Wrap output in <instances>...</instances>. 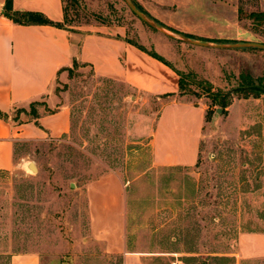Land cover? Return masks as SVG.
<instances>
[{"label":"rangeland","instance_id":"374dc122","mask_svg":"<svg viewBox=\"0 0 264 264\" xmlns=\"http://www.w3.org/2000/svg\"><path fill=\"white\" fill-rule=\"evenodd\" d=\"M64 1V28L120 26L127 39L187 74L184 94L133 91L96 76L88 65L64 69L50 94L56 105L69 106V131L17 144L15 167L0 171V264L25 252L36 253L39 264H123L91 226L113 218L99 207L91 210L86 193L107 175L104 190L123 195L125 247L142 252L146 264H237L238 233L264 230V96L234 97L222 112L210 107L204 84L227 91L240 84L242 72L264 74L263 49L230 47L264 43V24L253 26L246 16L263 10L264 0H134L164 28L214 40L204 41L209 46L151 27L124 0ZM173 97L204 107V115L211 109L197 162L188 167L154 162L151 134L161 106ZM11 115L17 116L15 110ZM30 161L37 171L29 169Z\"/></svg>","mask_w":264,"mask_h":264},{"label":"crops","instance_id":"0c3cea01","mask_svg":"<svg viewBox=\"0 0 264 264\" xmlns=\"http://www.w3.org/2000/svg\"><path fill=\"white\" fill-rule=\"evenodd\" d=\"M5 1L0 0V111L7 117H0V171L15 167L17 144L58 138L69 131L70 108L56 105L50 88L74 58L88 65L96 76L121 81L133 91L154 95L178 91L176 69L127 41L120 26L99 23L62 28L15 24L1 13ZM12 5L14 9L37 11L52 21L63 22L62 0H12ZM32 101L45 103L36 106L38 117L25 113V118L21 113L16 119L12 117L15 108L28 111ZM204 110L177 97L161 106L150 140L155 164L188 167L197 162ZM24 159L19 157V161ZM109 176L90 183L86 189L91 210L99 207L113 217L101 225L91 224L93 235L103 240L107 251L121 254L123 264H146L142 252L125 247L123 195L118 190H104ZM95 187L100 188L99 193ZM98 199L103 202L98 203ZM236 246L237 264L264 260V231L239 232ZM9 264H39V256L34 252L12 254Z\"/></svg>","mask_w":264,"mask_h":264},{"label":"trees","instance_id":"16d2710c","mask_svg":"<svg viewBox=\"0 0 264 264\" xmlns=\"http://www.w3.org/2000/svg\"><path fill=\"white\" fill-rule=\"evenodd\" d=\"M62 2H63V12H64L63 22H65L67 19V8L65 5V1L62 0ZM133 2H134V0H133ZM134 4L141 12L149 15L144 9H142V7L139 4H137L136 2H134ZM239 11L241 13H243L242 8H240ZM1 13L3 14V16L8 18L9 20H11L15 24H23V25H27V24H49V25H53V26L63 28V22L52 21L40 12L23 11V10L14 9V7L12 5V0H6L4 2ZM246 16L251 20L253 26L258 27V26L264 24V9L259 10V11H250L248 14H246ZM155 21L157 23L163 25L160 21H158L156 19H155ZM168 28L173 30V31L179 32L178 30H176L174 28H171V27H168ZM180 33H182L183 35H185L191 39H195V40L197 39V40H202V41H214L211 39L198 37V36L191 34V33H185V32H180ZM127 41L136 45L138 48L147 52L149 55L153 56L154 58H156V59L162 61L163 63L171 66L169 62H167L163 57H161L156 52L148 51L143 46L137 44L136 42H134L132 40L127 39ZM215 41H223V40H215ZM72 64L74 67L78 66L79 64L86 65L84 63H80L76 58L73 59ZM64 69H67V68H64ZM68 70L70 72V68H68ZM176 72L179 75V77H178V94L182 95V94H184L185 77H187V74L185 75L184 73L179 72L177 70H176ZM239 79H240V84L233 87L230 90H227V91H220L219 89L213 90L211 83L204 84L205 89H206V91L210 97V107L211 106H219L221 108L222 112H225L226 108L230 105V103L232 102L234 97L247 99L250 97L258 98L260 96H264V74L262 76L254 77L247 72H245V73L242 72L239 74ZM173 94L174 93H164L161 96L166 97V96H170ZM42 104H45V103L41 102V101H32L29 104V110L28 111L22 107L15 108L14 110L17 114L15 119L18 117V115L20 113L28 114L31 118L38 117L36 106L42 105ZM210 110L211 109H207L205 117H208ZM48 111L52 112V110H50V109ZM0 117H7V114L0 111ZM9 262H10V257H9Z\"/></svg>","mask_w":264,"mask_h":264},{"label":"water","instance_id":"95a60500","mask_svg":"<svg viewBox=\"0 0 264 264\" xmlns=\"http://www.w3.org/2000/svg\"><path fill=\"white\" fill-rule=\"evenodd\" d=\"M125 4L127 5V7L129 8V10L135 14L140 20H142L143 22L147 23L148 25H150L153 28L158 29L159 31L163 32L166 35L172 36V37H177L179 39H182L185 42H189L192 44H197V45H203V46H209L208 43L204 42V41H195L192 39H189L185 36H182L180 34L171 32L170 30L164 28L163 26H161L159 23H157L154 19H152L151 17H149L148 15H146L145 13L141 12L134 4L133 0H124ZM215 47H224V45L222 44H217L214 45ZM230 47L232 48H237V47H253V48H260L264 50V43L261 42H243V43H239V44H232L230 45ZM28 167L29 169L33 170V171H37L36 166L34 165L33 162H28ZM201 264H205V263H201Z\"/></svg>","mask_w":264,"mask_h":264},{"label":"built area","instance_id":"2783aa9c","mask_svg":"<svg viewBox=\"0 0 264 264\" xmlns=\"http://www.w3.org/2000/svg\"><path fill=\"white\" fill-rule=\"evenodd\" d=\"M171 264H178L177 262H175V261H173V262H171Z\"/></svg>","mask_w":264,"mask_h":264}]
</instances>
